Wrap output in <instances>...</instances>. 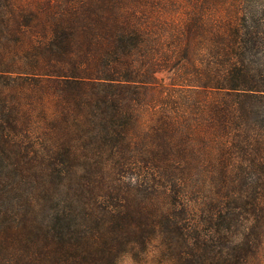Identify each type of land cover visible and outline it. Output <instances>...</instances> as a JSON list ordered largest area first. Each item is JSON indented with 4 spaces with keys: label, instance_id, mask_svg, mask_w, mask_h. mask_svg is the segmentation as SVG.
Masks as SVG:
<instances>
[{
    "label": "trees",
    "instance_id": "16d2710c",
    "mask_svg": "<svg viewBox=\"0 0 264 264\" xmlns=\"http://www.w3.org/2000/svg\"><path fill=\"white\" fill-rule=\"evenodd\" d=\"M264 264V0H0V264Z\"/></svg>",
    "mask_w": 264,
    "mask_h": 264
},
{
    "label": "rangeland",
    "instance_id": "374dc122",
    "mask_svg": "<svg viewBox=\"0 0 264 264\" xmlns=\"http://www.w3.org/2000/svg\"><path fill=\"white\" fill-rule=\"evenodd\" d=\"M118 264H134V262L132 261L131 257L129 255H125L119 262ZM142 264V263H139ZM145 264H158L156 262H154V260H147Z\"/></svg>",
    "mask_w": 264,
    "mask_h": 264
}]
</instances>
